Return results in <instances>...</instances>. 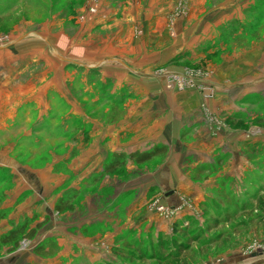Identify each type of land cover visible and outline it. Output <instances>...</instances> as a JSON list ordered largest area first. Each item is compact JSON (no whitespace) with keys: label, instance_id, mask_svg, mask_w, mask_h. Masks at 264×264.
I'll return each mask as SVG.
<instances>
[{"label":"rangeland","instance_id":"374dc122","mask_svg":"<svg viewBox=\"0 0 264 264\" xmlns=\"http://www.w3.org/2000/svg\"><path fill=\"white\" fill-rule=\"evenodd\" d=\"M140 1L0 0V114L1 108L8 110L3 106L7 92L20 88L17 85L27 83L42 92L35 109L16 111L20 118L0 124V211L5 213L0 233L25 220L27 227L36 228L31 238L22 236L16 247L1 244L0 258L16 253L27 258L38 244L48 241L58 245V251L41 256V264H217L228 257L242 264L249 262H241L243 256L264 252V0H154L156 8L162 7L167 29L146 33L136 27L126 36L141 38L137 52L143 46L153 49L161 39L172 41L178 36L175 23L180 21L188 41L212 32L204 28L213 22L217 5L237 4L227 11L226 17L233 13V19L216 30L225 43L222 48L196 60L176 56L162 62L158 55L150 57L154 64L148 71L161 90H194L200 96L198 116L213 123V141H200L199 126L191 123L192 110L177 109L172 115L181 114L184 121L180 139L146 162L126 157L123 165L103 171L109 159L80 157L82 142L88 145L100 134L96 129L93 134L90 122L112 128L114 118L130 114L127 102L132 98L126 83L115 88L119 92L111 90L114 81L92 69L98 65L84 71L88 67L83 65L87 63L82 53L112 49L107 44L113 46L123 36L119 37L118 26H107L111 20L98 24V18L105 13L119 17L123 9L141 14L153 0ZM241 23L244 38L235 40L243 32L230 27ZM228 34L235 41L227 40ZM149 38L152 41L143 45ZM112 52L105 62L114 60ZM14 59L24 62L19 66ZM8 69L21 72L14 80L16 86L3 72ZM242 79L248 80L250 88L261 86L257 97L254 93L235 99L239 110L232 115L207 105L206 100L221 90L233 89L239 97ZM54 81L58 90L50 87ZM85 84L93 93H85ZM114 99L123 109L113 108ZM72 104L77 106L73 113ZM26 116L34 118L26 120ZM129 138L123 136V144H130ZM195 149L203 155L190 156ZM195 165L205 168L199 179L192 177ZM83 170L95 173L81 179ZM151 177H164L166 182L146 187ZM73 187L78 193L70 209L56 212V200ZM231 199L239 207L227 205ZM19 203L27 211L15 210L9 218L12 204ZM213 214L219 221H213ZM175 228L190 231L182 235L187 245L181 251L170 241ZM133 241L141 250L131 247ZM117 247L134 252L116 253ZM16 259L9 264H21Z\"/></svg>","mask_w":264,"mask_h":264},{"label":"crops","instance_id":"0c3cea01","mask_svg":"<svg viewBox=\"0 0 264 264\" xmlns=\"http://www.w3.org/2000/svg\"><path fill=\"white\" fill-rule=\"evenodd\" d=\"M142 1L144 0H141L140 2L142 3ZM242 2H244V0H242ZM145 3L146 2L144 1V4ZM224 3L225 2L217 5L219 7L213 10V16H212L213 22H210V24L205 26L206 28H204V30L206 31L209 30L212 32H206V34L199 36L198 38L193 37L188 41H186L185 40L186 38L183 37V35H185L184 31H186L183 28L184 24L183 22L177 21L175 23V29L177 31L176 35H178L176 36L177 38L173 37L172 41L170 40L163 41V39H161V41L156 44L157 47L152 49L151 47L146 48L143 46L140 48L139 52H137L136 46H138L139 44L141 46V38H137V39L126 38V36L131 33V29L137 27L142 30H145L146 33L148 31H150L151 33L153 30L165 31V29H167L168 27L167 23L163 22L164 18H163V11H161L162 7L156 8V6L154 5V0L149 3V7L143 8L144 10L143 13L141 14L139 13V11L137 13V11H133L132 9L129 10L123 9L120 11L119 17L113 16L112 13H105V15H102L98 18V24H105L111 20L109 24H107V26L108 25L114 27L118 26L115 28L117 29V31H120L119 37L123 36V38H118L117 43L115 42L113 44V46L116 45L117 48L115 46L114 47L111 46V44H107V46H109V48L112 49L108 51H106L105 49L103 51L100 48H97V50L95 48L94 51H92L91 53L83 52L82 60H84L85 63H87L83 65L88 67V70L86 69L84 71L88 72L93 69L95 70L94 72L96 73L97 76H100L103 79H110L111 81H114L115 86L113 85L114 88L111 89L114 90V92H119L118 90L115 89L117 86H121V84L123 83L128 84L129 88H127L126 92L132 94V98L129 100V102H127V105L130 104L128 106V111L130 112V114L127 116L125 114V116L123 117L121 116L119 118H114L112 121V128H103L105 127L103 125H105L106 123L102 125L101 123L98 122H90L93 128L92 129L93 134L95 133L94 132L95 129H96L95 131L99 132L100 134H98L99 136L98 139L96 138L97 140L96 139L93 140L88 145H84L83 142L81 141L83 147L81 145L82 148H81L80 157L87 158V160L89 158H96V159L105 158L110 160L115 154L122 153L121 152L122 150L127 152L125 153V156L127 158H128V154L130 153H134V152L145 153L151 151L154 147L163 146L166 150L167 147L170 146L169 145L170 143H176L178 139H180L179 137H181L180 127L183 125L184 122L182 118L183 116L181 114L179 115V117L178 115L176 116L172 115L174 111L177 109H179L180 111L185 109L192 110V113L190 115L191 118L194 119H191V123H195L197 124L196 126H199L198 134L200 137V141L203 144L206 143L208 139L210 142L213 141V123L206 122L205 121L206 119H204L205 118L204 115L198 116L200 113L199 107L202 102L200 96L194 90H186L177 93H174V91L165 90L164 88L161 90L159 84L152 78L153 76H151V74L149 73L150 67L154 64L153 59H151L150 57L152 55H158L162 62H166L172 57H176V56L179 58L188 57L190 59L196 60L200 58V56H204V54L213 53L216 50L222 48V46L225 43L223 39H218L219 34L216 32V30H218L219 27L222 28L223 24L227 23V20H230L231 18L233 19L232 17L233 13H231L232 15L229 14L230 16L228 18L226 17L228 15L227 11L232 9L231 10L232 12L235 6H237V4L234 3L232 5L233 7H231L230 5H226L225 7L221 5ZM221 8H227V9H225V11L219 10ZM217 15H221V19L218 20ZM236 18L238 19V17ZM241 22L243 21L241 20ZM242 25L243 23H241L239 26L231 25L230 28H236V29L239 28L242 30ZM151 41L152 39L149 38L143 40L142 43L143 45L145 44L147 45V43ZM133 42L137 43L134 47L132 46ZM111 51H113L112 53H115L114 60L111 61L107 60L105 62L104 60L105 57H107V55H109V52ZM241 57H244L243 54H241ZM138 60L140 61V64L136 62ZM15 62H18V65L21 66L24 61L22 62L16 59ZM69 62L77 63L76 61L70 59ZM95 62L98 63L94 64ZM95 65H98L96 67L97 69L92 68ZM3 72L7 74L9 82H12L16 86L17 83H15L14 80L20 78L19 75L21 74L20 70L16 72L15 70L8 69ZM57 83L58 82L56 81L52 82L50 87L58 90ZM21 84L17 85L20 86V88L19 87L15 88V91L12 90L7 92V101L4 102L3 106L7 105L8 110L1 108V110L3 111V113L0 114L1 125H6L9 120L13 121L15 120V118H20L19 117L20 113L15 114L16 111H20V112L22 111V113L23 111H31L32 109H35L37 104L40 102L41 93H42L41 91L38 90V92H36L37 89L35 88L32 89L30 87V84L27 83L22 85ZM154 84H156V88L154 87ZM240 84H241V90L240 92H238L240 93V95H238L239 97H237L233 89L221 90L215 94V98L206 100L207 105L209 106L211 105L212 107L218 108L221 112L223 111L225 115H228V113L232 115L231 113L234 110L236 111L239 110L238 105L233 103L235 99L238 100V98L240 99L243 96L254 93H255L254 95H256L257 97L261 88L259 84L254 86L253 88H250L248 80L244 81L243 79L240 81ZM86 85L87 87H85L84 89L85 93L89 91H90L89 93H93V89H91L88 84H85L84 86ZM161 92L164 93L162 94ZM170 94L172 95V98L174 100L173 104L171 103ZM96 100H98V98L94 97L93 101ZM114 100L116 101V99ZM113 106H114L113 108L114 109L117 108V110L123 109L121 107V103L119 102V100H117ZM70 109L72 113L76 112L75 110L77 109V106L72 104ZM34 115L35 114H33V116ZM32 118L34 117L27 118L26 116V120H31ZM99 126L101 127L98 128ZM209 132L212 134V136L210 135L211 138L207 136V134H210ZM90 133L92 132L90 131ZM123 136H130L128 140L130 144L127 145H125V143L123 144L122 142ZM109 143H111V147L109 148L105 147ZM178 149L181 151H185L183 147H180ZM189 155L196 158L197 156L199 157L203 154L199 150L195 149ZM106 162L107 160L105 161V163ZM195 167H197V165L191 168L194 169ZM54 171L56 172V170H53L52 172L54 173ZM92 171L83 170L82 171L83 175L81 179L86 177L89 178L91 174L95 173V171L94 172ZM101 176L102 175H100V177ZM100 177L99 178L97 177L96 180L91 179L89 181L90 184L95 183L97 179L98 180L100 179ZM157 179L158 180H153L152 177L149 178L148 181L145 182L146 187L148 186L153 187L154 185L158 186L159 183L166 182L164 177ZM91 181L94 182L91 183ZM85 183L89 184L87 181ZM75 189L77 190V188ZM12 206H13L12 207L13 211L9 213V218H11L10 215L14 216L13 214L15 210L22 209L23 212L27 211L25 210V208L27 207H25V205L22 203L14 204V205L12 204ZM28 211L37 212L33 209L32 210L29 209ZM27 215L29 217L34 216L32 213L31 214L27 213ZM30 227H34V226L31 225ZM58 244L60 245V243ZM21 257H23L21 253H16L15 257L0 258V264L12 263V261H14V259L16 258L19 261H21V264H38V263L41 264V262L43 261L41 255L35 253L34 251H32V253H29L27 258L25 256L23 258ZM235 260L236 259L228 257L225 258L223 262L218 261L217 264H237L238 260L237 261ZM245 260H249V262H244L242 264H264V252H259L254 256H248V257L243 256L241 258V262Z\"/></svg>","mask_w":264,"mask_h":264},{"label":"trees","instance_id":"16d2710c","mask_svg":"<svg viewBox=\"0 0 264 264\" xmlns=\"http://www.w3.org/2000/svg\"><path fill=\"white\" fill-rule=\"evenodd\" d=\"M243 27V25H242ZM243 29V28H242ZM243 32V35H240V37H234V35L228 34L230 35L228 38H226L229 41H235V40H239L244 38V29L241 30ZM231 39V40H230ZM235 39V40H234ZM162 152H165V148L163 146L160 147H154L151 151L149 152H145V153H130L128 154V158L135 161L136 163H142V162H146L148 160H150L151 158L155 157L156 155L161 154ZM126 158V156L123 153H117L115 154L109 161H107L104 165L103 171H110L113 170L114 168L123 165L124 163V159ZM204 167L202 166H197L194 168L193 170V178L194 179H199L201 177V172L204 171ZM212 171L211 169H206V171ZM78 190H73L71 191H67L64 193V195L57 200V202L55 203L54 209L56 212L61 213L64 212L68 209H70V205L72 204V200L75 198V196L77 195ZM66 195V196H65ZM233 200V199H231ZM216 205H220L219 202L215 201ZM236 205L237 207H239V205L233 200L231 202H229L227 205ZM217 215V214H216ZM213 214V221L217 222L219 221L220 217L216 216ZM5 213L3 211H0V220L2 218H4ZM218 217V218H217ZM28 226V222L25 220L23 222L20 223H13L10 224V228L4 232L0 234V245L1 244H12L14 247L17 246L20 238L22 236L27 237V238H31L34 235V232L36 231L35 227H27ZM175 232L173 233V235H171V243L174 246H177V250H183L186 249V245L184 242V239H182V235L185 236V234H188L190 231H187V229L185 228H175ZM135 242H132V246H135L136 244H134ZM137 248L141 247L137 246ZM35 253L41 255V256H48V255H53L55 252L58 251V247L55 243H51L50 241H48V243H41L38 244L34 250ZM116 253H133L134 250L131 248H123V247H117L115 250ZM169 254L170 253H166L165 254V258L169 259ZM166 259V260H167Z\"/></svg>","mask_w":264,"mask_h":264}]
</instances>
